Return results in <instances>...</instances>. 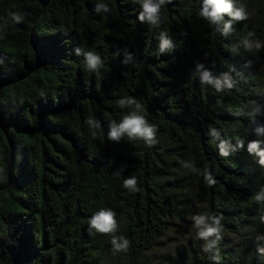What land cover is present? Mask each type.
I'll return each instance as SVG.
<instances>
[{
  "label": "trees",
  "instance_id": "obj_1",
  "mask_svg": "<svg viewBox=\"0 0 264 264\" xmlns=\"http://www.w3.org/2000/svg\"><path fill=\"white\" fill-rule=\"evenodd\" d=\"M263 65L264 0H0V264H146L191 208L180 264H236Z\"/></svg>",
  "mask_w": 264,
  "mask_h": 264
},
{
  "label": "rangeland",
  "instance_id": "obj_2",
  "mask_svg": "<svg viewBox=\"0 0 264 264\" xmlns=\"http://www.w3.org/2000/svg\"><path fill=\"white\" fill-rule=\"evenodd\" d=\"M262 67L261 76L264 79V65ZM261 95V108H264V80L261 85ZM260 120V132L264 140V110L261 113ZM189 211L192 213L190 216L187 214ZM181 214L185 217L172 219L166 235L156 244L155 249L148 254L146 264H180L187 262L191 248L197 245L196 241H201L202 246L206 243L209 231H212V228L204 226L198 220L199 217L193 208ZM224 236L236 264H246L249 252L254 245H260L264 248V215L260 218L250 217L246 222V229L241 234L227 233Z\"/></svg>",
  "mask_w": 264,
  "mask_h": 264
}]
</instances>
